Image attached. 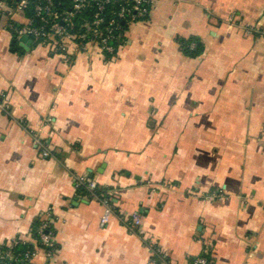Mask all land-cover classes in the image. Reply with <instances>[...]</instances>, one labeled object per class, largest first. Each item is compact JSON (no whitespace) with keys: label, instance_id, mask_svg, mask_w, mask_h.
Listing matches in <instances>:
<instances>
[{"label":"crops","instance_id":"0c3cea01","mask_svg":"<svg viewBox=\"0 0 264 264\" xmlns=\"http://www.w3.org/2000/svg\"><path fill=\"white\" fill-rule=\"evenodd\" d=\"M26 18L0 1V245L34 249L46 212L57 249L34 264H264V0H155L113 59L14 44ZM83 174L110 194L106 225Z\"/></svg>","mask_w":264,"mask_h":264},{"label":"built area","instance_id":"2783aa9c","mask_svg":"<svg viewBox=\"0 0 264 264\" xmlns=\"http://www.w3.org/2000/svg\"><path fill=\"white\" fill-rule=\"evenodd\" d=\"M7 4L13 2L20 8L31 6L34 13L27 16L21 26H12L17 37L28 34L35 42L44 44L52 54L62 55L67 60L82 51L96 49L104 55L115 57L118 49L127 42V26L136 21L148 18L155 0H0ZM6 109V104L0 101V112ZM34 144L40 148L43 157H50L49 144L37 134L33 135ZM75 187L84 188L89 195L97 197L104 206L101 225H106L115 206L107 191L99 189L95 179L86 174L75 178ZM40 224L36 229V237H32L34 249L26 253L24 259L30 264L36 256L35 249H43L47 259L54 256L57 244L55 231L52 227L53 218L46 212L39 216ZM123 222L131 231L138 232L142 225V214L139 211L131 213ZM32 236V235H31ZM17 241L28 242L17 238L7 244L14 245ZM148 246L156 257L167 262V256L154 244ZM9 251H0V260L13 259ZM5 264H12L9 261ZM47 264V263H45ZM194 264H210L208 258L198 257Z\"/></svg>","mask_w":264,"mask_h":264},{"label":"trees","instance_id":"16d2710c","mask_svg":"<svg viewBox=\"0 0 264 264\" xmlns=\"http://www.w3.org/2000/svg\"><path fill=\"white\" fill-rule=\"evenodd\" d=\"M25 12L27 16H32L34 11L31 6L25 7ZM179 43L181 48L183 49L184 53L191 57H197L199 56L203 49L204 45L201 39L197 36H191L188 39H179ZM108 58L110 55H106ZM79 192L81 193H87L88 192L84 188H79ZM105 191L104 188H100L97 190L98 193ZM40 221L39 218L35 221L34 226V237H36V229L39 226ZM33 247L28 242L23 241H17L14 245L8 246L7 244L0 245V251H9L14 256L13 259H7V260H0V264H5V262L9 261L12 264H30L27 260L24 259L26 253L32 252Z\"/></svg>","mask_w":264,"mask_h":264},{"label":"water","instance_id":"95a60500","mask_svg":"<svg viewBox=\"0 0 264 264\" xmlns=\"http://www.w3.org/2000/svg\"><path fill=\"white\" fill-rule=\"evenodd\" d=\"M17 42L20 43V45L22 47H24L25 49H29V45L32 42V38L30 35L28 34H24L22 36H20L19 38H15L13 40V43L16 44ZM13 50H15V48H13Z\"/></svg>","mask_w":264,"mask_h":264},{"label":"rangeland","instance_id":"374dc122","mask_svg":"<svg viewBox=\"0 0 264 264\" xmlns=\"http://www.w3.org/2000/svg\"><path fill=\"white\" fill-rule=\"evenodd\" d=\"M115 58V57H112V59Z\"/></svg>","mask_w":264,"mask_h":264}]
</instances>
